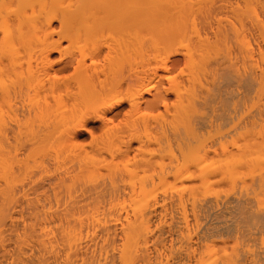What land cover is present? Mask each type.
<instances>
[{"label":"bare ground","instance_id":"bare-ground-1","mask_svg":"<svg viewBox=\"0 0 264 264\" xmlns=\"http://www.w3.org/2000/svg\"><path fill=\"white\" fill-rule=\"evenodd\" d=\"M181 1L0 0V264H264V0L192 30ZM118 27L158 30L125 89ZM122 102L136 122L76 152Z\"/></svg>","mask_w":264,"mask_h":264},{"label":"rangeland","instance_id":"rangeland-1","mask_svg":"<svg viewBox=\"0 0 264 264\" xmlns=\"http://www.w3.org/2000/svg\"><path fill=\"white\" fill-rule=\"evenodd\" d=\"M184 1H188V2L185 3ZM184 1H181V2L184 3V4H187L186 5V6H188L187 8H189V4H190V8L192 7V9L195 10V13L193 12V10H191V11L189 10L191 12L190 15L192 14L191 15L192 17L189 16V19L187 21V23H190L191 24V25L188 24V27H189L190 30H192L191 27H192V24H193L191 22L192 20L190 18L194 19L195 14L197 12H199V11H203L204 12V10L207 8L206 9L207 12H204L201 15H197V18L194 20L195 21V24L199 23L200 19H202L201 17H203L202 15H204L205 13H210V11H211V13H212V11H214V13H215V11L217 10L215 8H217V7L219 9L220 8L221 9L222 8L223 9H228L229 11H232V10H234V8H236V2L234 3V7H233V2L236 1V0H234V1H232V0H230V1L229 0H226V1L225 0H212V1L211 0L210 1L209 0H203V2H202V0H201V2H200V0H199V2L197 0H195V1L193 0L194 2L197 1L196 3H194V2L192 3V1L190 2L189 0H184ZM207 1H209V2H207ZM219 1H221V3ZM205 2H207V3H205ZM191 3H192V5H191ZM231 3H232V6H231ZM193 4H194V6H193ZM212 5H214V7H212ZM224 6H226V7L224 8ZM199 7L202 8V9H200ZM228 7H230V8H228ZM231 7H233V8H231ZM212 8H214V9H212ZM230 9H232V10H230ZM214 13H212V14H214ZM230 14L231 13H229V15ZM210 18H211V16H210ZM231 19H233V18L230 17V21H232L233 23H236L237 22L236 20L234 21V19L233 20H231ZM196 20H199V21L196 22ZM211 20L213 21L212 18H211ZM213 22H214V24H213ZM213 22H212V24L213 25H216V22L215 21H213ZM221 22H222L220 24L221 26H222V24L223 25L226 24V21L225 20L224 21H221ZM202 23H204V21H202ZM227 24H228V26H224V27L226 29L229 27V29L231 30L232 29V27H230L231 25L228 22H227ZM200 25H198V26H200ZM53 26H56L57 27L58 26L57 22L54 21L53 22ZM198 26H196V27L197 28H201V26L200 27H198ZM237 26H239L238 25V22H237ZM237 26H235V27L237 28ZM126 30L127 29H122V28H119V27L116 28V66H115V69H116V84L122 85V88L123 89H125L127 87V84H128L127 82H128V80L130 81V79H131L130 75L133 76V74H135L138 69H142V68L146 67L148 64H150L152 62V60H153V54L155 52L157 53V49H158V46H159V44H158V42H159L158 36L156 37V34H158L156 32V31H158L157 29H154L156 31H153L152 30L153 32L156 33L155 36H154V33H152V34L144 35L141 39L139 38L140 41L137 39V41H139V43L135 40L136 38H134L135 37L134 33L133 34L132 33H129V31L127 30L128 31V35L130 34L128 36L127 33H126L127 32ZM190 30H189V32H190ZM237 30H239V27H238ZM130 32H131V30H130ZM237 33H239V32L237 31ZM150 35H153V37L150 36ZM130 36H132V37H130ZM132 39L135 42H137V43H135ZM131 41H133L135 44L133 43V45H132L131 44ZM63 44H65V42H63ZM221 48H223V47H221ZM221 51H222V49H221ZM223 52H225L224 49H223ZM175 57L178 58V59H180L179 66L182 67V64H183V62L181 63V60H183L182 59V55L178 54ZM50 59L54 62V66H55V61L58 59V53H52L50 55ZM135 69H136V71H135ZM132 70H134L135 73ZM131 71H132V73H131ZM66 73L67 72H64V74H66ZM159 74H161V71H159ZM57 76L60 77L61 74H58ZM52 80L53 79H51L50 82ZM162 85H166V80L165 79L162 80ZM143 96H144V99L151 97V95L146 94V93L143 94ZM169 99L172 100L173 99V96L170 95L169 96ZM143 106H144V104H141L140 105V107L142 109L144 108ZM61 109H62L61 101L60 100L53 101V103H52V110L55 111V110H61ZM128 110H129L128 104L126 102H122L119 106L115 107L114 109L110 110V112H107L105 114L107 116L106 117V120H107V118H110L112 120V122L106 123L107 122L106 120L102 121L101 119L98 120L97 118H91L90 120L86 121L85 122L86 124H85L84 130L83 129L79 130V132L77 133L76 136L73 135V139H72V136L70 137V140L73 141V144H74V141H75V144H77V145L74 144L75 147H73V148H77V149H74V150L76 152L77 151L79 152L82 148L88 149L91 146V144L93 143V141L95 142V140L105 139L104 131L110 125H115L116 126V130H118L119 128H125L126 126H129L132 123L136 122V119H137L136 109H134L132 111H128ZM159 110H162V108L160 107ZM114 111H115V113H113ZM116 112L118 113L117 115H116ZM51 115L52 114H50L49 118L51 117ZM36 117H37V120L38 119L39 120L36 121V119H34V121L36 122V123H34V126H36L39 129V131H40V129L42 127L45 128L47 126H48L47 128H50L51 131H55V132H58L59 131L58 130L59 129L58 128L59 126L57 127V124H52V125L51 124H48V115H47V117H44V119L46 121H44V119H42V118H39L38 116H36ZM93 119H94V121H93ZM42 120H43V122H42ZM45 122H47V123H45ZM49 122L50 123L51 122H54V120H52V117H51V119H49ZM40 123H41L42 127L40 126V128H39V126H37V125L40 124ZM44 123L47 124V126ZM35 124H37V125H35ZM53 125H56V127L58 129H56L55 126H53ZM52 126L56 130H54ZM36 127H34V129ZM55 135L57 137L59 136L58 133H56ZM61 138L62 137H60L58 139L59 140H63V138L62 139ZM67 147H70V146L67 145L66 148L64 149L65 151H67L69 149V148L67 149ZM53 149L54 148L51 146L50 149H49V151H48L50 155H51V153H54V150L55 149L54 150ZM50 150L51 151L53 150V151L51 152ZM69 150H71V149H69ZM44 151H45V154H44L45 155V158H47V156L49 157V154L47 152V149L44 150ZM53 156H54V154H53ZM70 157L72 158L71 155H70ZM65 162L70 163L67 160ZM68 163H65L67 166H65V167L62 166V168H66L68 166L70 167L71 164H68ZM76 187L79 188L78 186H76ZM77 188H76V190L80 191V189H77ZM76 190L74 192L75 194H72V197H74V198L77 197L78 195L81 196V193H82V192H78Z\"/></svg>","mask_w":264,"mask_h":264}]
</instances>
